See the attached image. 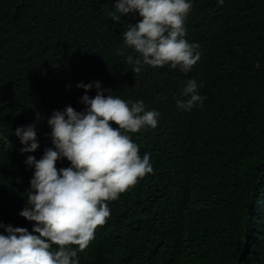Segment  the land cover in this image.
<instances>
[{
    "label": "trees",
    "instance_id": "trees-1",
    "mask_svg": "<svg viewBox=\"0 0 264 264\" xmlns=\"http://www.w3.org/2000/svg\"><path fill=\"white\" fill-rule=\"evenodd\" d=\"M114 3L0 0V222L32 231L19 215L33 174L24 161L54 147L53 110L84 109L76 84L99 81L105 95L142 100L160 117L131 134L153 172L108 202L79 264H264V0H193L186 39L200 59L186 73H134L116 49L140 17L113 21ZM189 79L206 99L182 111ZM32 123L39 146L21 153L14 130Z\"/></svg>",
    "mask_w": 264,
    "mask_h": 264
},
{
    "label": "clouds",
    "instance_id": "clouds-1",
    "mask_svg": "<svg viewBox=\"0 0 264 264\" xmlns=\"http://www.w3.org/2000/svg\"><path fill=\"white\" fill-rule=\"evenodd\" d=\"M192 6L193 0H115L107 10L113 21L125 14L140 17L122 32L123 47H117V54L134 73L144 65L190 71L200 59L199 44L186 39ZM201 86L189 79L181 92L186 99H177V108L202 107L206 97L198 91ZM76 87L85 90L80 97L84 109L68 105L53 110L46 122L54 147H46L39 159L28 155L24 161L33 174L19 215L35 223L30 232L0 222V264H79L77 253L110 216L108 202L153 172L150 154L140 155L131 134L156 128L160 112L147 109L142 100L105 95L99 81L78 82ZM93 87L96 93L90 97ZM14 134L24 145L21 153L38 148L35 123L17 126ZM65 158L69 165L57 168L56 162Z\"/></svg>",
    "mask_w": 264,
    "mask_h": 264
}]
</instances>
